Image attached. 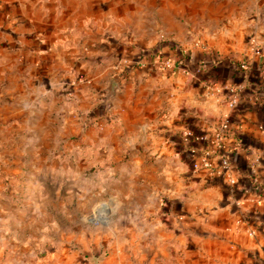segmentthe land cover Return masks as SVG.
Listing matches in <instances>:
<instances>
[{"label":"crops","instance_id":"obj_1","mask_svg":"<svg viewBox=\"0 0 264 264\" xmlns=\"http://www.w3.org/2000/svg\"><path fill=\"white\" fill-rule=\"evenodd\" d=\"M252 38L264 49V0H0V123L20 135L37 107L49 113L73 89L117 139L107 165L131 185L114 192L125 219L94 263L264 264V75ZM226 116L234 182L192 168ZM8 242L0 264H20L19 241Z\"/></svg>","mask_w":264,"mask_h":264},{"label":"rangeland","instance_id":"obj_2","mask_svg":"<svg viewBox=\"0 0 264 264\" xmlns=\"http://www.w3.org/2000/svg\"><path fill=\"white\" fill-rule=\"evenodd\" d=\"M75 95L53 98L49 113L37 107L20 135L11 119L0 123V241H19L20 264H96L121 236L114 192L131 185L109 178L106 150L117 139L103 137L106 124Z\"/></svg>","mask_w":264,"mask_h":264},{"label":"built area","instance_id":"obj_3","mask_svg":"<svg viewBox=\"0 0 264 264\" xmlns=\"http://www.w3.org/2000/svg\"><path fill=\"white\" fill-rule=\"evenodd\" d=\"M253 50L263 57L261 63V71L264 75V49L260 46L255 38H252ZM243 68H249L250 63L247 59L241 62ZM238 102V93L233 91L229 104L235 106ZM233 130L232 123L228 116L223 117L214 127L213 135L211 137V144L205 145L203 148L193 149L197 153L196 158L192 161V168L195 171L205 170L209 175H226L231 182L235 178L230 173L234 169L228 151L225 148V137ZM204 139L205 135L197 137ZM261 196L264 199V189L261 190Z\"/></svg>","mask_w":264,"mask_h":264},{"label":"trees","instance_id":"obj_4","mask_svg":"<svg viewBox=\"0 0 264 264\" xmlns=\"http://www.w3.org/2000/svg\"><path fill=\"white\" fill-rule=\"evenodd\" d=\"M193 139H195V137L192 138V141H193Z\"/></svg>","mask_w":264,"mask_h":264}]
</instances>
